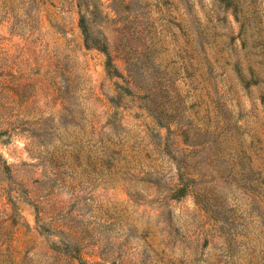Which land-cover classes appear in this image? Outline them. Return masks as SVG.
I'll return each instance as SVG.
<instances>
[{"label":"rangeland","instance_id":"obj_1","mask_svg":"<svg viewBox=\"0 0 264 264\" xmlns=\"http://www.w3.org/2000/svg\"><path fill=\"white\" fill-rule=\"evenodd\" d=\"M0 264H264V0H0Z\"/></svg>","mask_w":264,"mask_h":264},{"label":"trees","instance_id":"obj_2","mask_svg":"<svg viewBox=\"0 0 264 264\" xmlns=\"http://www.w3.org/2000/svg\"><path fill=\"white\" fill-rule=\"evenodd\" d=\"M79 25H80V28H81V31L83 33V38H84V41L85 43L87 44V39H88V28L86 27L85 23H83L82 21V16H80L79 18ZM89 45V43H88ZM102 50L105 51V47L103 46L102 47ZM179 185L176 186V188L174 189V191L172 192V197H178V196H181L183 193L186 192L187 190V186L188 184L190 183V179L186 176H180L179 175ZM194 193H195V196H196V200L198 202H200V204L205 208L209 207L207 205V200L201 195V193L196 189L194 190Z\"/></svg>","mask_w":264,"mask_h":264}]
</instances>
